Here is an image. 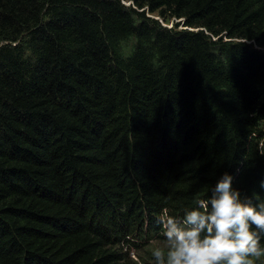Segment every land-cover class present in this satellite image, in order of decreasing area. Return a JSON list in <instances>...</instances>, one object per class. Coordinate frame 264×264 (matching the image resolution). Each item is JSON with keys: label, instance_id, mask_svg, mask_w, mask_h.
Wrapping results in <instances>:
<instances>
[{"label": "trees", "instance_id": "16d2710c", "mask_svg": "<svg viewBox=\"0 0 264 264\" xmlns=\"http://www.w3.org/2000/svg\"><path fill=\"white\" fill-rule=\"evenodd\" d=\"M224 173L264 202V0H0V264H156Z\"/></svg>", "mask_w": 264, "mask_h": 264}, {"label": "clouds", "instance_id": "9594fccd", "mask_svg": "<svg viewBox=\"0 0 264 264\" xmlns=\"http://www.w3.org/2000/svg\"><path fill=\"white\" fill-rule=\"evenodd\" d=\"M224 173L211 197L177 218H158L165 240L152 250L156 264H255L264 257V202L253 204ZM264 188V181L261 182Z\"/></svg>", "mask_w": 264, "mask_h": 264}, {"label": "rangeland", "instance_id": "374dc122", "mask_svg": "<svg viewBox=\"0 0 264 264\" xmlns=\"http://www.w3.org/2000/svg\"><path fill=\"white\" fill-rule=\"evenodd\" d=\"M125 4H126V5H129V3H128V2H126ZM155 18L157 19V17H155ZM175 22H176V21H175ZM168 26L170 27V24H169ZM133 257H134V256H133Z\"/></svg>", "mask_w": 264, "mask_h": 264}]
</instances>
